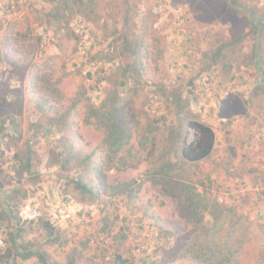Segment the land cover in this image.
Here are the masks:
<instances>
[{
	"label": "rangeland",
	"instance_id": "rangeland-1",
	"mask_svg": "<svg viewBox=\"0 0 264 264\" xmlns=\"http://www.w3.org/2000/svg\"><path fill=\"white\" fill-rule=\"evenodd\" d=\"M113 104L117 153L95 116ZM191 120L215 131L198 162L171 149ZM96 167L129 191L80 188ZM261 192L264 0H0V264H264Z\"/></svg>",
	"mask_w": 264,
	"mask_h": 264
},
{
	"label": "trees",
	"instance_id": "trees-1",
	"mask_svg": "<svg viewBox=\"0 0 264 264\" xmlns=\"http://www.w3.org/2000/svg\"><path fill=\"white\" fill-rule=\"evenodd\" d=\"M127 84V80H122L121 85L124 86ZM178 102L182 101V95H175ZM168 98H171L168 95ZM6 101V98L4 99ZM179 104V103H178ZM178 114H180L178 112ZM95 116L101 121L102 124L106 127V138L104 140L105 144L109 147L112 153H117L120 151L121 147L131 138V126L128 122L123 118L122 112L119 108L113 104L110 107H107L106 110H95ZM162 120L164 122H168L166 116L162 115ZM190 130L194 131V139L191 142H183L182 144H178L179 142L173 143L171 149L174 150L180 149L181 155L184 160L189 162H198L205 159L212 151L215 143V131L214 129L201 121L191 120L188 124ZM180 138L181 134H178ZM177 145V146H176ZM178 151V150H175ZM20 161H15V165L12 166L14 171H17L21 175L26 174V172L30 171L31 168V159L28 158L27 162L23 163L19 168ZM113 165V158L109 156V164L107 168H111ZM172 165V163H170ZM165 172V168H162L159 171V174ZM97 184L96 186H89L87 183L82 182L81 178H78L77 184L80 188L93 194L96 198L101 197V194H110V195H121L126 194L129 191L130 183L123 182L118 184H111L107 180L106 172L101 167L95 168ZM173 177V176H172ZM178 181V180H177ZM179 184L186 192L189 194V208L193 214V220H195V224L201 223L204 218L203 211L209 208V205L206 203H202L201 200L197 199V194L192 193V187L190 184L180 181ZM96 189V190H95ZM170 191V190H168ZM214 214L213 212H211ZM49 227V223L46 224ZM29 254H26L25 257H29ZM120 263L125 264V261L122 260V257H117Z\"/></svg>",
	"mask_w": 264,
	"mask_h": 264
},
{
	"label": "built area",
	"instance_id": "built-area-1",
	"mask_svg": "<svg viewBox=\"0 0 264 264\" xmlns=\"http://www.w3.org/2000/svg\"><path fill=\"white\" fill-rule=\"evenodd\" d=\"M260 197H261V199L264 200V192H261ZM24 212L26 214V217L29 219H36L40 216V211L38 208H26L24 210ZM5 246H6L5 239L0 234V255L2 254Z\"/></svg>",
	"mask_w": 264,
	"mask_h": 264
},
{
	"label": "crops",
	"instance_id": "crops-1",
	"mask_svg": "<svg viewBox=\"0 0 264 264\" xmlns=\"http://www.w3.org/2000/svg\"><path fill=\"white\" fill-rule=\"evenodd\" d=\"M79 255L81 256V254H78L77 256H79ZM77 256H76L75 258H73V259L71 260V262L68 263V264H77V263H78V260H79V259H78L79 257H77Z\"/></svg>",
	"mask_w": 264,
	"mask_h": 264
}]
</instances>
